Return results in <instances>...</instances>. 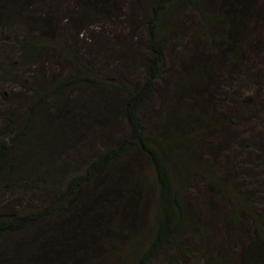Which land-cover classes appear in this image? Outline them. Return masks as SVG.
Here are the masks:
<instances>
[{"label": "trees", "instance_id": "1", "mask_svg": "<svg viewBox=\"0 0 264 264\" xmlns=\"http://www.w3.org/2000/svg\"><path fill=\"white\" fill-rule=\"evenodd\" d=\"M117 1L0 0L13 46L0 66V264H179L196 247L203 264H264V184L245 172L264 169L261 7L147 0L140 52L131 43L112 70L95 63L106 35L94 30Z\"/></svg>", "mask_w": 264, "mask_h": 264}, {"label": "rangeland", "instance_id": "2", "mask_svg": "<svg viewBox=\"0 0 264 264\" xmlns=\"http://www.w3.org/2000/svg\"><path fill=\"white\" fill-rule=\"evenodd\" d=\"M133 1L135 0H118L117 4L118 6H120V4L122 5V9L121 11H117L116 15L113 17H109L107 16L106 19L108 20V27L106 30H94L96 28L93 27L94 30V35L101 40L103 38L104 35H106L105 41L106 44H104L102 47H97L96 51L94 52L95 55V59H96V65H102V66H108L110 69L112 70H121L119 68V63L120 60H122L123 55L128 51V46L132 43L134 44V46H138L137 49V53L138 54L140 52V44L141 41L139 40V38H137L140 34H141V30L140 28L136 25L137 24V19L139 17H141V15L143 14V8L145 7L146 1L147 0H136L137 2H135L133 5L131 4ZM256 3L259 4V6L261 7L262 13L264 14V0H256ZM65 5H67V2H64ZM115 12V11H114ZM130 14L132 17V22L130 23V25H126V15ZM113 19V20H110ZM197 15L195 13L190 14V16L187 19V22H189L190 24H188L189 28H190V33H194L193 30L194 28H198V22H197ZM68 39V42L73 46V44H75L78 47H83L84 53L89 52L91 49L93 50L92 47V42H90L88 39H86V37L84 35H79V42L76 44V40L73 39V37L71 36L69 29L66 28V30L63 32L62 31V37H66ZM89 36H91V33H89ZM14 34L12 36V40H14ZM262 36L260 35L259 38H261ZM0 66L1 63L4 61L5 57L7 56V53L11 52L12 53V49L13 46L12 44L10 45L8 43V41H4L3 40V36L0 37ZM263 40V37L261 38ZM261 40V41H262ZM3 41V42H2ZM14 42V41H12ZM135 50V48H134ZM7 51V53H6ZM92 52V53H93ZM91 53V54H92ZM175 60H177L176 57V52L175 51H171V58L170 61L168 62V69L169 66L173 67L174 64H176ZM94 63V64H95ZM165 73V77L164 80L162 82V86L164 87V89H166L165 86L167 85H173V81H174V77L175 76H171L170 75V71H168ZM258 69V70H257ZM61 71V68L58 69V72ZM67 69H65L63 72H66ZM256 71L258 72L257 75L254 74V76L252 75V81L254 83H259L261 81V78L264 74V64H259V67L257 65ZM255 71V72H256ZM139 71H130L128 72V78H131L132 80H139ZM2 80V76L0 74V90H2L3 88H5V83L1 81ZM264 84V80L262 82ZM161 92L166 93V90H161ZM161 95V93H159ZM264 96V95H263ZM161 102L163 103L164 106H172V104H170L172 101L170 99H167V96H163L161 95ZM264 115L262 118V123H264ZM262 129L264 128L263 126L261 127ZM258 130V129H257ZM241 151H243L244 153V149H242ZM238 153V151H236ZM255 171V177L258 178V181L262 184H264V169H255L253 170L252 168H248L245 170L246 175L249 176H253ZM262 190V188H261ZM259 190V191H261ZM255 191V190H254ZM260 199L261 201L264 202V195L258 194L255 199ZM150 204H152V201L150 200ZM262 205V208L264 209V203H260ZM192 254L189 256V258L183 262L180 260L179 264H203L204 260L202 259V253L203 251H201V249L199 247H196L195 249H193V251L191 252ZM231 257V256H230ZM231 258H233V261L235 262V258L234 256H232ZM113 260V259H112ZM162 261V260H161ZM161 261H159L158 263L161 264ZM163 262V261H162ZM111 264V263H110ZM112 264H118V261L113 260ZM165 264V263H164Z\"/></svg>", "mask_w": 264, "mask_h": 264}]
</instances>
